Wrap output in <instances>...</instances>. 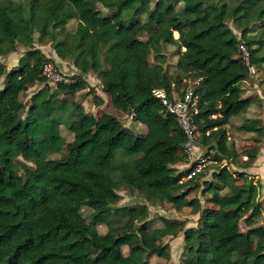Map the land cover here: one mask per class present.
I'll return each mask as SVG.
<instances>
[{
  "label": "trees",
  "instance_id": "obj_1",
  "mask_svg": "<svg viewBox=\"0 0 264 264\" xmlns=\"http://www.w3.org/2000/svg\"><path fill=\"white\" fill-rule=\"evenodd\" d=\"M92 1L95 6L79 14L72 0H0V56L17 52L19 44L28 50L0 90V264H149L151 256L167 257L164 238L183 231L189 251L183 264H264V226H256L264 214L258 202L261 183L231 171L238 154L227 131L254 103L264 101V91L263 100L244 97L242 84L251 77L239 50L241 43L248 46L260 72L264 0ZM73 20L78 24L71 33L67 27ZM57 24L64 31L55 30ZM35 35L79 71L72 82L57 86L58 94L73 97L87 90L85 77L95 74L112 109L134 115L146 133L114 130L117 118L109 113L95 117L79 105L68 111L66 102L46 88L26 106L21 96L43 83L48 60L34 48ZM91 38L97 48L90 53L86 42ZM162 46L177 48L175 74L165 69ZM103 51L111 57L108 68L101 62ZM188 80L196 83L199 147L227 165L217 167L215 183L206 184L212 207L200 211L196 228L165 220L163 228L151 232L146 206L115 208L118 190L125 187L147 198L162 193L174 206L188 205L206 171L180 183L189 171L176 168L186 161V137L152 94L154 89L180 91ZM94 101L97 107L104 104L100 96ZM63 125L74 139L66 155L50 159L64 142ZM240 131L257 135L256 142L264 137L261 120H247ZM124 136L130 143H123ZM118 153L128 160L115 163ZM243 153L250 167L258 149ZM85 208L92 210L93 223L84 218ZM114 211L128 214L123 226L109 221ZM242 221L249 228L245 235ZM104 223L109 227L102 235L97 226Z\"/></svg>",
  "mask_w": 264,
  "mask_h": 264
},
{
  "label": "rangeland",
  "instance_id": "obj_2",
  "mask_svg": "<svg viewBox=\"0 0 264 264\" xmlns=\"http://www.w3.org/2000/svg\"><path fill=\"white\" fill-rule=\"evenodd\" d=\"M18 2H24L25 0H15ZM78 13L83 14L88 7H94V2L92 0H72ZM182 4L178 6V9L182 8ZM104 12L106 9L101 8ZM78 22L76 20L71 21L68 24L67 30L71 33H74L77 28ZM231 28H234L232 23L229 24ZM55 30L62 32L64 28L57 24L54 27ZM178 35L174 34V38H177ZM145 39V37H142ZM34 48L41 50V52L48 58L46 63L51 64L54 68H56L59 72L64 74L69 81H73L79 71L74 67L73 61L71 59H61L56 54L55 50L53 49L51 44L41 45L38 42V35H35V45ZM70 47L67 46V49ZM97 48V41L94 38L88 39L86 42V50L88 52H92ZM27 49L24 48L22 44L18 45L17 52L11 53L5 57L0 56V68H3V72H0V90L3 88L6 75L20 67V62L26 58ZM162 54L166 58L165 69L166 71L172 75L176 73V64H177V48L173 46H162ZM154 53L150 55V62L154 61ZM101 62L105 68H108L111 64V57L108 55L107 52H102L100 54ZM86 81L88 82L89 88L81 93L76 94L73 97H68L63 94H58L57 86L53 85L52 83L48 82L44 79L43 83H36L33 86H30L27 92L22 94L21 100L22 102L28 106L31 103V98L33 95L37 94L40 90L46 88L51 92V94L59 95L61 100H64L67 104V110H73L75 105L82 106L86 113L100 117L103 113L112 114L117 118V121L114 123L113 128L114 130H130L134 135H144L146 132V128L135 122L134 115L118 112L112 109V105L110 102L109 96L102 92V83L97 78L95 74H89L85 77ZM196 85L192 80L184 81L182 88L184 90H188L193 88ZM244 87V96L245 97H255L258 96L263 100V91H264V65L263 68L260 69L258 75L254 78H251L248 85H243ZM90 92V93H89ZM100 96L104 100V104L101 107L95 106L94 97ZM243 116L236 118L234 121L238 120L236 123L237 125L231 124V126L227 127L229 141L231 144H234L235 148L236 145H241L240 150L237 152V159H236V172H241L242 164L245 163L244 157L245 154L243 153L246 150L251 148L258 149L259 156L264 154V137H259V141H254L255 138H258L257 135L252 134L253 137L251 139H243V136L247 134H243L240 131V126L246 122L247 120H262L264 125V101L260 104H253ZM246 115L247 119L244 117ZM261 121V122H262ZM61 136L63 137L64 142L58 146V150L56 153L50 156V159H59L62 156L67 154V146L71 143L74 139V134L65 126L61 127ZM246 140V141H245ZM243 142V143H242ZM251 147V148H250ZM237 149V148H236ZM204 151V150H203ZM89 160L94 161L95 156L89 155ZM128 158L122 156L120 153L116 155L115 163H119L122 161H126ZM248 163V162H247ZM225 164V163H224ZM103 165V164H102ZM104 167L107 164L103 165ZM230 166V165H229ZM244 166V165H243ZM189 165H187L186 161L182 164H178L176 166L178 171H185L187 170ZM224 167V166H223ZM219 168L208 167L206 169V174H204L201 178L196 181V188L192 193L187 197L188 205H179L174 206L173 203H169L165 201L164 196L162 193H157L153 195L152 198H147L145 195L140 193H131L125 187H121L118 190L120 195V200L115 208H124V207H138V206H146L149 210V229L152 232L155 229H160L164 227V221L169 220L172 222H176L179 224H185V229L188 228H196L198 226V220L200 217V211L203 208H210L212 207L209 203V198L212 197V194L206 193V184L215 183L214 176L218 174ZM232 172H234V167L230 166ZM246 174V173H245ZM247 175V174H246ZM118 175H115L117 178ZM239 177V176H236ZM248 178H253V181L258 182L257 176L251 177L248 175ZM263 182H264V175H262ZM242 178L238 179V184H242ZM262 182V181H259ZM264 184V183H263ZM228 189H224L222 194H226ZM258 202L260 203L261 207L264 210V185L259 190L258 193ZM192 204V205H191ZM191 205V206H190ZM84 218L88 223H93V218L91 217L92 210L85 208L82 212ZM129 216L127 213L123 211H114L109 221L114 226H123ZM256 226H264V214L260 217L257 222ZM98 231L105 235L108 231L109 224H99ZM249 230L245 221H242L241 224V231L245 235V233ZM162 245L167 247L168 255L166 258H160L158 256H151L148 260L149 264H183L185 260L189 257V251L186 250V243H185V236L184 231L179 232L176 236H168L162 240ZM124 255L129 254V249L127 247L123 248ZM90 264V263H85Z\"/></svg>",
  "mask_w": 264,
  "mask_h": 264
},
{
  "label": "built area",
  "instance_id": "obj_3",
  "mask_svg": "<svg viewBox=\"0 0 264 264\" xmlns=\"http://www.w3.org/2000/svg\"><path fill=\"white\" fill-rule=\"evenodd\" d=\"M239 50L242 62L248 69L250 77H256L258 71L252 62L248 46L245 43H241ZM41 76L55 86L72 82L67 80L64 74L49 63L44 64ZM193 89L194 87L188 90L181 89L180 91L174 89L171 93H168L164 89H154L152 91L153 96L161 102L166 111L176 118L186 137L184 154L186 156V163L189 165L187 169L189 171L180 183L194 180L210 166L213 168H223V166H226V163L219 164L211 155H208L199 147V129L193 119L194 115L198 113V98L194 96ZM243 159L246 162L248 161V157L246 156Z\"/></svg>",
  "mask_w": 264,
  "mask_h": 264
},
{
  "label": "crops",
  "instance_id": "obj_4",
  "mask_svg": "<svg viewBox=\"0 0 264 264\" xmlns=\"http://www.w3.org/2000/svg\"><path fill=\"white\" fill-rule=\"evenodd\" d=\"M245 85H248L249 84V81L248 82H246V83H244ZM243 84V85H244ZM242 88H243V90H244V87L242 86ZM245 97V96H244ZM263 102V101H262ZM261 102H257V103H254V104H260ZM249 111H250V109H249ZM244 115V114H243ZM242 115V116H243ZM246 119H247V117H246V115L244 116ZM262 121V120H261ZM238 122V120H236V121H233L232 122V124L233 125H237L236 123ZM262 123H263V121H262ZM238 126L240 127V124H238ZM146 133V132H145ZM251 137H253L252 136V134H247V135H245V136H243V139H251ZM230 139V138H229ZM123 143L124 144H128V143H130V139L128 138V137H126V136H124V138H123ZM243 143V142H242ZM236 148H237V151L238 150H240V148H241V145H236ZM201 149L202 150H206V148H203V147H201ZM226 165H227V163H226ZM244 165V166H243ZM231 166H233L234 167V170L236 171V169L238 168V167H236V165H235V162L234 163H232L231 164ZM241 168V169H240ZM239 169L241 170V172H243V173H246L247 174V176L249 175V176H251V177H254V176H257V178H258V182L259 181H262V182H260L261 183V187H262V185H264L263 183V178H262V175H264V154H261L260 156H259V152H258V155H257V159L255 160V162L250 166V167H248L247 165H246V163H243L242 164V167H239ZM245 174V175H246ZM250 179H253V178H250Z\"/></svg>",
  "mask_w": 264,
  "mask_h": 264
}]
</instances>
